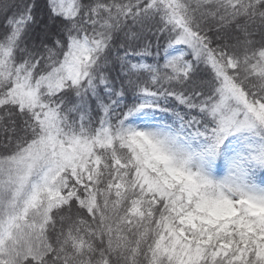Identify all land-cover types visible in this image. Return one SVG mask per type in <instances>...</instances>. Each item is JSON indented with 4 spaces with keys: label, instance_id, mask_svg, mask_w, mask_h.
<instances>
[{
    "label": "snow or ice",
    "instance_id": "6c2138e0",
    "mask_svg": "<svg viewBox=\"0 0 264 264\" xmlns=\"http://www.w3.org/2000/svg\"><path fill=\"white\" fill-rule=\"evenodd\" d=\"M0 264H264V0H0Z\"/></svg>",
    "mask_w": 264,
    "mask_h": 264
}]
</instances>
